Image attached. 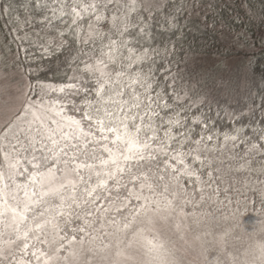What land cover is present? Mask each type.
Listing matches in <instances>:
<instances>
[{
	"label": "snow or ice",
	"instance_id": "6c2138e0",
	"mask_svg": "<svg viewBox=\"0 0 264 264\" xmlns=\"http://www.w3.org/2000/svg\"><path fill=\"white\" fill-rule=\"evenodd\" d=\"M257 54L264 0H0V264H264Z\"/></svg>",
	"mask_w": 264,
	"mask_h": 264
},
{
	"label": "trees",
	"instance_id": "16d2710c",
	"mask_svg": "<svg viewBox=\"0 0 264 264\" xmlns=\"http://www.w3.org/2000/svg\"><path fill=\"white\" fill-rule=\"evenodd\" d=\"M256 62H259L261 60H264V54H257L256 58H255ZM253 67L257 70V71H260L262 67V65H260L259 63H254L253 64ZM245 214H248L249 216H254L256 215L255 213L251 212L249 210V212L245 213Z\"/></svg>",
	"mask_w": 264,
	"mask_h": 264
},
{
	"label": "rangeland",
	"instance_id": "374dc122",
	"mask_svg": "<svg viewBox=\"0 0 264 264\" xmlns=\"http://www.w3.org/2000/svg\"><path fill=\"white\" fill-rule=\"evenodd\" d=\"M242 58V57H241ZM243 222L246 224V225H253V224H256L257 223V217L256 215L254 216H249L248 214H245L244 213V216H243Z\"/></svg>",
	"mask_w": 264,
	"mask_h": 264
}]
</instances>
